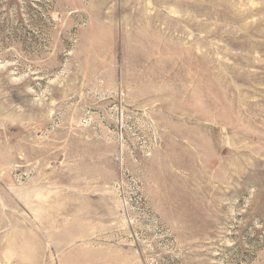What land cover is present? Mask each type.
I'll use <instances>...</instances> for the list:
<instances>
[{"label": "rangeland", "instance_id": "1", "mask_svg": "<svg viewBox=\"0 0 264 264\" xmlns=\"http://www.w3.org/2000/svg\"><path fill=\"white\" fill-rule=\"evenodd\" d=\"M0 264H264V0H0Z\"/></svg>", "mask_w": 264, "mask_h": 264}]
</instances>
